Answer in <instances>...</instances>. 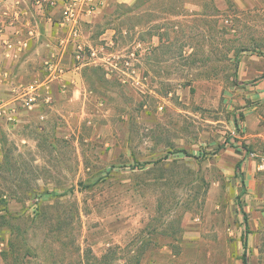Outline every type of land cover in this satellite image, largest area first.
<instances>
[{
  "label": "rangeland",
  "instance_id": "obj_1",
  "mask_svg": "<svg viewBox=\"0 0 264 264\" xmlns=\"http://www.w3.org/2000/svg\"><path fill=\"white\" fill-rule=\"evenodd\" d=\"M19 1L0 0L19 28L0 45V264H264V84L237 79L264 57V0ZM247 110L260 136L232 127Z\"/></svg>",
  "mask_w": 264,
  "mask_h": 264
},
{
  "label": "crops",
  "instance_id": "obj_2",
  "mask_svg": "<svg viewBox=\"0 0 264 264\" xmlns=\"http://www.w3.org/2000/svg\"><path fill=\"white\" fill-rule=\"evenodd\" d=\"M19 2H20L19 0H16V3H19ZM17 20L18 19H16V18H14V19L12 18L9 23H14ZM0 22L2 23V24H0V45L2 46L1 51L5 56V55H8L9 52L12 51V49L15 50L14 44L12 43V40H10V38H9L11 30L18 32L17 30H19V28L16 30V29H14L16 25L5 24V19L1 15H0ZM27 33L31 37H36L37 30L35 28L29 29L27 31ZM13 34H17V33H13ZM24 43L27 44V41H24ZM55 52H56L55 50L53 51V49H49V46H48V49H47V53H49L48 55L52 56L51 54H55ZM62 56L64 57V54ZM263 59H264L263 56H256L254 54H248V55L244 54L239 59V61L237 63V79L241 82H244V83L248 82V81H252L256 90L260 89V86H262V84H264V77L262 76V72H263L264 68L262 66H260L261 61ZM77 68L78 67H76V66L75 67L71 66L70 70L69 69L63 70V73L61 74L62 85H64L65 87L70 86V85L74 86L73 93L76 92L78 90V88L80 87L79 75L76 71ZM61 91L63 92L62 89H61ZM75 94L76 93H74V95ZM256 95L258 96V93L254 94V96H256ZM3 98H4L2 101L3 106H5V107L10 106L12 99H10V97H7V96H4ZM17 114L19 117V115L21 113L18 112ZM242 116H243V118L241 120H240V118L235 117L232 120L233 122L231 121L232 127L238 128L240 131H243L244 132L243 138H251L253 136H260L261 132L256 131V128H257L258 123L260 121L259 117L253 116L249 110L245 111ZM18 117H17V120H20V117L19 118ZM233 128H231V129H233ZM3 149H4V145L0 143V152H2ZM250 161L251 160L248 157H245V159L242 162L243 169L247 168V170H248L250 168V166H251ZM249 172H250V170H249Z\"/></svg>",
  "mask_w": 264,
  "mask_h": 264
},
{
  "label": "trees",
  "instance_id": "obj_3",
  "mask_svg": "<svg viewBox=\"0 0 264 264\" xmlns=\"http://www.w3.org/2000/svg\"><path fill=\"white\" fill-rule=\"evenodd\" d=\"M205 1V0H204ZM204 1H202L201 3H205ZM210 2H214V0H209ZM212 4V3H211ZM202 5H204V4H202ZM242 50H245V49H241V51ZM236 167H237V165H236ZM243 239H245V237L243 236ZM245 241V240H244ZM103 258V257H102ZM104 259V258H103ZM242 263L243 264H247V261H246V259H245V257L243 256L242 257ZM129 264H139V259H138V257H136V258H134V259H132V261H130L129 262Z\"/></svg>",
  "mask_w": 264,
  "mask_h": 264
},
{
  "label": "built area",
  "instance_id": "obj_4",
  "mask_svg": "<svg viewBox=\"0 0 264 264\" xmlns=\"http://www.w3.org/2000/svg\"><path fill=\"white\" fill-rule=\"evenodd\" d=\"M34 100H35V97L33 95H29L28 97L24 99V102L26 103L27 106H31ZM250 156H254V154L250 153ZM262 166H264V158L262 161Z\"/></svg>",
  "mask_w": 264,
  "mask_h": 264
}]
</instances>
